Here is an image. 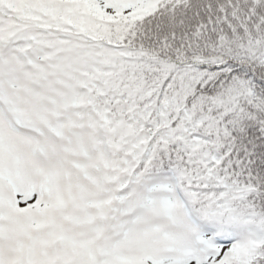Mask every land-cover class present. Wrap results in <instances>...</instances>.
I'll use <instances>...</instances> for the list:
<instances>
[{"label":"snow or ice","instance_id":"obj_1","mask_svg":"<svg viewBox=\"0 0 264 264\" xmlns=\"http://www.w3.org/2000/svg\"><path fill=\"white\" fill-rule=\"evenodd\" d=\"M0 264H264V0H0Z\"/></svg>","mask_w":264,"mask_h":264}]
</instances>
